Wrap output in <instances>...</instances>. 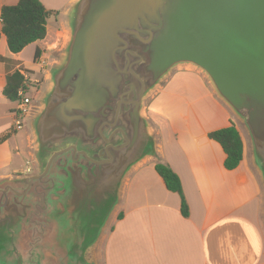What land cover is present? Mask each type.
<instances>
[{
    "label": "water",
    "instance_id": "1",
    "mask_svg": "<svg viewBox=\"0 0 264 264\" xmlns=\"http://www.w3.org/2000/svg\"><path fill=\"white\" fill-rule=\"evenodd\" d=\"M178 67L244 125L264 187V0H76L30 122L37 172L0 181V264H91L123 180L155 152L144 99Z\"/></svg>",
    "mask_w": 264,
    "mask_h": 264
},
{
    "label": "crops",
    "instance_id": "2",
    "mask_svg": "<svg viewBox=\"0 0 264 264\" xmlns=\"http://www.w3.org/2000/svg\"><path fill=\"white\" fill-rule=\"evenodd\" d=\"M17 2L0 0V181L24 172L31 155L18 145L19 133L14 135L16 104L3 96L6 78L18 71L37 101L67 43L69 15L76 0H40L51 13L45 38L13 54L2 32L1 9ZM143 106L155 152L126 175L116 213L89 251L88 261L264 264V187L244 143L237 168H224L226 156L208 134L231 122L239 129L204 75L191 67L174 69L144 99ZM30 122L28 118L21 129L23 136ZM158 163L179 177L188 217L181 214L179 195L167 191L155 172Z\"/></svg>",
    "mask_w": 264,
    "mask_h": 264
},
{
    "label": "trees",
    "instance_id": "3",
    "mask_svg": "<svg viewBox=\"0 0 264 264\" xmlns=\"http://www.w3.org/2000/svg\"><path fill=\"white\" fill-rule=\"evenodd\" d=\"M51 13L47 11L40 0H18L15 6L1 9L2 32L6 37L7 47L13 54L21 52L27 45L43 40L46 35V21ZM36 57V54H35ZM27 82L18 72L7 76L3 96L11 103L19 101L18 91L27 90ZM14 112V111H13ZM222 148L226 158L224 168L234 170L242 161L243 142L235 125L213 131L208 134ZM165 189L180 197V211L188 217L189 210L183 195L179 177L167 166L158 163L154 167Z\"/></svg>",
    "mask_w": 264,
    "mask_h": 264
},
{
    "label": "rangeland",
    "instance_id": "4",
    "mask_svg": "<svg viewBox=\"0 0 264 264\" xmlns=\"http://www.w3.org/2000/svg\"><path fill=\"white\" fill-rule=\"evenodd\" d=\"M62 50H63V48H62ZM61 53H62V51L60 52V54ZM60 57H61V55H58V60L60 59ZM49 86H50V83H49V77H48L47 84L44 85V87H43V89L41 91L42 93H40V95H38L37 101L35 102V105H36L37 108H36L35 112L31 115V117H30L31 119L34 117L35 114H37L39 109H41V107H42L41 99H42L44 93L48 90ZM28 96L32 97L33 99L37 97V96L33 97V94H31L30 92L28 93ZM1 110L3 111L2 108H0V112H1ZM142 115L145 118L147 117V115L145 113L144 106L142 108ZM233 119L235 120L236 124L238 125V129H239V132H240V135H241V139H242V141H243V143H244V145H245V147L247 149L248 156L250 157V159L252 161V147H251V142H250V138H249V135L247 133V130L245 129L244 125L240 122V120H238V118L236 116H233ZM25 124H27V123H25ZM25 124H24V126H25ZM21 131L22 130L14 131V133H15L14 135L19 133L17 135V137H16L17 140H18L17 141L18 145L20 147H23V150H25V149L28 150V152H30V154H31L29 156L30 159L27 160L28 162L26 164H28L27 167L29 166L31 168V173L28 174V175H32V174H35L37 172V168H38L36 160H35V152H36L35 138H34L33 130L31 129V127L30 128L29 127L26 128L25 136H23L22 133H20ZM23 157H24V155H23ZM23 166H25V164ZM28 175H25L23 173V171L22 172L19 171V173H17V175L14 174L15 177H25V176H28ZM15 177H13V178H15ZM115 213H116V211H115ZM115 213H114V215H115ZM114 215H113V218H114Z\"/></svg>",
    "mask_w": 264,
    "mask_h": 264
},
{
    "label": "built area",
    "instance_id": "5",
    "mask_svg": "<svg viewBox=\"0 0 264 264\" xmlns=\"http://www.w3.org/2000/svg\"><path fill=\"white\" fill-rule=\"evenodd\" d=\"M19 101L16 104V108L13 112V130L20 131L23 129L26 120L31 117V115L36 110L35 101L32 97L28 96L27 90L20 89L18 91ZM25 175L31 173V168L28 166L25 168Z\"/></svg>",
    "mask_w": 264,
    "mask_h": 264
},
{
    "label": "flooded vegetation",
    "instance_id": "6",
    "mask_svg": "<svg viewBox=\"0 0 264 264\" xmlns=\"http://www.w3.org/2000/svg\"><path fill=\"white\" fill-rule=\"evenodd\" d=\"M29 176V175H28Z\"/></svg>",
    "mask_w": 264,
    "mask_h": 264
}]
</instances>
